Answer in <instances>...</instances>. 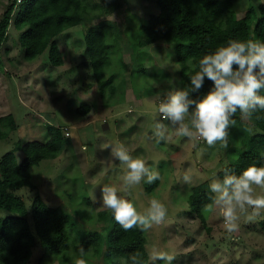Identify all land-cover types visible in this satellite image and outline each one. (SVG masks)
Masks as SVG:
<instances>
[{
    "label": "rangeland",
    "instance_id": "rangeland-1",
    "mask_svg": "<svg viewBox=\"0 0 264 264\" xmlns=\"http://www.w3.org/2000/svg\"><path fill=\"white\" fill-rule=\"evenodd\" d=\"M11 1L0 0V18ZM92 1L96 4L94 12L102 13L101 16L91 23L68 28L55 38L62 50V65L51 62L49 50L33 60L25 57L21 41L25 28H17L14 22L24 6L18 4L16 7L2 47L5 71L0 70V116L14 114L19 128L6 139H0V158L14 149L17 141L45 139L48 124L61 125L65 131L68 129L71 133L69 144L59 157L43 159L32 168L34 181L49 205H65L85 211L92 216L85 218L77 213L78 225L101 228L102 222L96 213L104 209L100 206L102 186L114 185L118 188V195H124L121 177L125 170L110 155V146L123 143L133 156L144 158L163 177L152 191H147V183H142L126 197L139 211H143L153 198L168 208L165 223L146 232L148 250L156 245L161 250L174 251L176 259L173 264H264V217L250 222L242 217L240 231L229 234L218 210L207 207V224L203 225L200 218L192 214L187 200L192 186L204 180L211 181L214 173L217 174L245 150L242 141L259 129L254 126L252 131L232 128L235 144H231L230 136L227 149L219 144L210 148L198 139L178 137L172 130L166 143L156 144L154 139H149L154 123L153 112L158 104L167 92L182 89L174 43L160 41L138 52L133 50L137 29L144 19L159 12L158 2ZM233 2L237 15L242 17L250 6L259 5L264 0ZM103 7H107V12L103 13ZM103 19L115 21L121 33L110 51L112 62L106 68V77L115 74L113 83H122L123 88H119L110 99L106 94L101 97L87 54V29ZM85 103L92 108L84 115L77 108ZM193 143L197 148H193ZM16 154L21 162L25 154L21 150ZM186 172L193 177L191 184L182 179ZM34 192L27 186L17 191L23 195L29 208ZM257 193L264 195V189H257ZM85 196H89L91 204L87 203ZM7 214L6 210H0V216ZM78 250H71L74 262L79 258ZM121 258L115 255L114 264H122ZM72 261L63 262L60 256L38 246L34 248L29 264H73ZM103 261L104 257L94 260L95 264H103Z\"/></svg>",
    "mask_w": 264,
    "mask_h": 264
},
{
    "label": "trees",
    "instance_id": "trees-1",
    "mask_svg": "<svg viewBox=\"0 0 264 264\" xmlns=\"http://www.w3.org/2000/svg\"><path fill=\"white\" fill-rule=\"evenodd\" d=\"M157 2L159 12L140 24L136 31L137 36H134L136 40L132 43L133 50L138 52L160 41L174 43L176 60L180 64L182 89L190 86V76L198 70L199 59L218 47L225 46L228 40L258 39L264 42V2L250 6L242 17L237 15L233 0ZM18 4H23L24 7L14 22L17 28H25L21 35L25 57L33 60L49 50V58L54 65L64 63L61 47L55 38L64 30L82 23H91L102 14L94 12L96 4L92 0H12L0 18L2 71H5L2 47ZM105 12L107 7H103V13ZM120 35L117 24L110 19L91 24L86 33L87 54L101 97L106 94L109 99L114 97L119 88H123L122 83H113L115 74L106 77V68L112 62L110 51ZM211 87L212 82L206 79L200 91L191 93V97L198 100ZM91 108L89 103H85L77 111L85 115ZM256 115L261 118L257 120L254 117L251 123L242 122L239 114L235 117L236 127L240 130L252 131L253 126L259 129L242 141L245 150L233 162L224 166L233 169L237 175L250 165L264 166V112ZM18 128L14 114L0 116V139H6ZM47 131L45 139L17 141L15 148L5 152L0 158V210L8 212L7 215L0 216V264H29L34 248L38 246H42L48 253L60 256L63 262L72 261L71 250L83 246L88 264H95L94 260L99 257H104L103 264H114L115 255L127 259L130 254L139 250L147 264L146 232L138 229L123 231L107 209L96 213L97 219L102 222L101 228L79 226L80 222L75 218L77 213L85 218H91L92 215L65 205L53 207L43 199L34 181L32 168L43 159L59 157L69 144L70 138L61 125L48 124ZM232 133L231 128L230 142L235 144ZM17 150L25 154L21 162L18 160ZM217 174L223 176L221 170ZM160 183L161 181H156L151 185L147 184V191H152ZM209 183V180H204L192 186L187 196L192 214H196L203 225L207 224L205 209L212 203L213 193L209 191ZM24 186L35 191L31 208L23 195L17 193ZM84 198L91 204L89 196ZM262 229L264 230V221Z\"/></svg>",
    "mask_w": 264,
    "mask_h": 264
},
{
    "label": "clouds",
    "instance_id": "clouds-1",
    "mask_svg": "<svg viewBox=\"0 0 264 264\" xmlns=\"http://www.w3.org/2000/svg\"><path fill=\"white\" fill-rule=\"evenodd\" d=\"M212 82L210 90L200 99H193L191 93L199 92L205 80ZM264 42L258 39H230L225 46L205 54L198 61V70L190 76V86L174 89L165 94V98L153 112L152 135L156 144L167 142L170 130L178 137L203 141L208 147L217 144L227 149L230 129L236 127V116L242 122L260 119L257 113L264 112ZM193 148L197 144L193 143ZM110 155L124 168L121 177V189L124 195H118V188L105 184L101 188L100 206L110 210L115 222L125 231L138 229L148 232L165 223L168 208L158 199H151L143 211L126 197L142 183L149 185L162 181L158 170L139 156H133L123 143L110 146ZM264 155V154H262ZM223 176L214 173L209 183L213 193L212 203L207 207L219 211L223 217V227L229 234L240 231L241 218L255 221L264 217V195L257 189H264V166L255 164L243 169L237 175L233 169H221ZM184 183H192V175L184 173ZM93 198H95L93 196ZM79 258L74 264H88L84 258L86 251L79 248ZM122 264H146L139 250L130 254ZM174 251L161 250L154 245L147 250V264H173Z\"/></svg>",
    "mask_w": 264,
    "mask_h": 264
},
{
    "label": "built area",
    "instance_id": "built-area-1",
    "mask_svg": "<svg viewBox=\"0 0 264 264\" xmlns=\"http://www.w3.org/2000/svg\"><path fill=\"white\" fill-rule=\"evenodd\" d=\"M23 0H17V2H22ZM66 134L67 135H70L71 133L69 132V130L68 129H66Z\"/></svg>",
    "mask_w": 264,
    "mask_h": 264
}]
</instances>
